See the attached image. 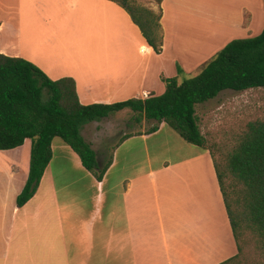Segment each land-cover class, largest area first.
<instances>
[{
  "label": "crops",
  "instance_id": "1",
  "mask_svg": "<svg viewBox=\"0 0 264 264\" xmlns=\"http://www.w3.org/2000/svg\"><path fill=\"white\" fill-rule=\"evenodd\" d=\"M160 8L163 45L155 54L129 16L108 0H0V55L27 60L53 81L71 78L81 105L113 104L133 88L136 99L162 95V78L176 77L177 66L183 74L197 72L235 40L208 44L228 30L246 39L263 29L260 0H162ZM182 13L210 29L200 34L204 47L197 51L184 46ZM37 14L66 22L77 42L64 54L81 64L54 62L59 44L51 49L48 41L40 43ZM136 66L140 71L133 75ZM97 123L81 130L94 151L97 138L91 133L93 140L88 139L85 131ZM145 124L115 145L102 182L53 139L52 160L22 208L16 198L28 178L31 141L0 151V264H222L237 256L210 153L164 124L147 134ZM56 151L67 156L62 160L67 167L53 168ZM84 182L95 190L90 198L84 196Z\"/></svg>",
  "mask_w": 264,
  "mask_h": 264
},
{
  "label": "trees",
  "instance_id": "2",
  "mask_svg": "<svg viewBox=\"0 0 264 264\" xmlns=\"http://www.w3.org/2000/svg\"><path fill=\"white\" fill-rule=\"evenodd\" d=\"M108 1L129 16L146 45L160 54L162 0H155L158 13L140 5L138 0ZM176 71V77L162 78L165 90L160 96L85 106L80 104L71 78L53 81L27 60L0 55V151L13 150L25 140L31 141L28 178L16 198L17 208L35 195L52 160L51 143L55 138L76 154L97 182H102L112 157L100 162L81 136V130L87 124L127 110L131 113L130 123H154L147 134L155 133L164 124L187 144L210 153L238 248V255L222 264L236 260L241 253L240 241L247 232L254 234L264 248V120L248 122L232 152L225 160H219L202 134L196 115L198 105L224 91L264 89V27L256 37L226 44L199 67L196 76L180 83L178 77L183 71L179 66ZM129 137L131 134L122 136L116 146Z\"/></svg>",
  "mask_w": 264,
  "mask_h": 264
},
{
  "label": "rangeland",
  "instance_id": "3",
  "mask_svg": "<svg viewBox=\"0 0 264 264\" xmlns=\"http://www.w3.org/2000/svg\"><path fill=\"white\" fill-rule=\"evenodd\" d=\"M27 2L29 3V1ZM137 2L155 13H158V6L155 0H138ZM260 2L262 6L260 14L263 19L262 25L264 27V7L263 2L261 0ZM255 16L256 20L259 21L260 15L258 16V14H255ZM179 17L181 32L186 35L188 40V43L184 45L186 50L197 51L198 49L203 48L204 46L200 45V34H209L210 29L205 28L201 24V21L194 19L190 13H182ZM34 23H36V27L38 29L37 34L44 36L43 38H39L41 39V44L48 41L50 44L49 48L51 49H54L53 46H57V44H59V47L57 46L59 53L57 52L58 54H55L56 58L54 62H64L69 66L82 63V61L79 60L69 61L67 59L68 55L64 54V52H67L66 54H68L70 46L77 42V39L71 36L73 35V32H71L68 28L66 29V22L64 20L61 18L57 20L48 18V21H45L41 15L37 14ZM71 23L72 26L75 24L77 25V20L71 21ZM57 29L59 34L56 33L53 35V31H56ZM254 31L256 30H253V34L249 36L250 38L257 36L254 34ZM239 35L240 31L238 30H228L226 34L214 38L212 41L215 42H209L208 44H211L210 46H220L223 42H228L229 39H240L238 38ZM32 39L34 40V35L32 36ZM198 40H200V42ZM60 44H62V46H60ZM60 51H62V53ZM49 63L52 64V61H49ZM89 63L92 67V63L90 61ZM55 65L60 64L57 63ZM131 70H133V75L140 71L137 66ZM196 75L197 72H186L178 77V81L181 83L184 79H189ZM136 95H138V93L136 92V89L133 88L132 93L119 99H121V101H126V99H132L136 97ZM196 115L199 119L201 132L206 137L208 145L216 154L217 159L225 160L227 155H229L237 145L239 138L245 130L246 124L256 119L264 120V89H253L241 93L224 91L215 99L198 105L196 107ZM110 117L111 118L101 120L97 124H92L90 126L92 131H85V135L88 139L93 140L92 134H94L95 138H97V140L94 139V149L97 153L99 161L102 163L108 160L110 154L113 152L112 149L122 136L142 128V126L140 127V125H135L133 122L130 123L131 113L127 110L111 115ZM153 124V122L146 121V124L143 127L147 130ZM64 159L67 160V156H63L57 151L54 152L53 168L56 170L58 168L67 167L62 163L63 161H66ZM109 182L110 178L105 183L104 196H109ZM228 182L229 180H226V184ZM84 183V196L90 198L95 190H92L86 182ZM58 199L61 203L59 192ZM240 247L241 253L231 264H264V248L259 245L254 234L248 232L245 233L244 238L240 241Z\"/></svg>",
  "mask_w": 264,
  "mask_h": 264
}]
</instances>
